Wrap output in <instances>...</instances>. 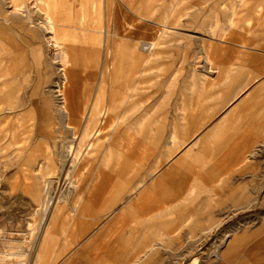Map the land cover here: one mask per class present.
Returning a JSON list of instances; mask_svg holds the SVG:
<instances>
[{"label": "crops", "instance_id": "obj_1", "mask_svg": "<svg viewBox=\"0 0 264 264\" xmlns=\"http://www.w3.org/2000/svg\"><path fill=\"white\" fill-rule=\"evenodd\" d=\"M242 1L243 6L236 5L234 10H156L151 18L143 6L129 9L130 25H124L123 30L132 32L125 46L134 58L126 73L127 85L136 76L135 70L143 66L137 76L139 82L131 86L132 97L142 102L160 79L171 78L173 88L178 83L171 91V102L162 99L155 105L159 113L154 119L157 129L150 138L152 145L141 139L134 152L126 140L122 151L116 152L113 145L108 149L106 166H93L88 151L85 158L90 165L82 167L77 162L73 193L67 199L76 213H63L64 204L59 200L58 214L52 209L38 234L28 232L26 238L0 236V264H165V242L173 244L181 235L195 238L197 224H203L200 233L210 230L222 208L264 207L259 193L244 202L245 183L237 178L250 172L252 176L260 174L254 153L264 142V0ZM33 2L0 0V78L5 77L4 63L28 61L30 48L42 47L47 36L52 48L56 37L52 27L58 23L46 16L41 28L34 27L35 15L53 12L35 10ZM69 12L84 14L78 10L55 13L65 16ZM106 13L112 15L115 10ZM213 14L217 16L214 22ZM197 15L202 17L197 19ZM214 23L215 36L211 34ZM149 27H155L151 29L156 42L154 54L147 57L142 48L149 44ZM169 30L171 39L165 40ZM68 35L64 38L67 43L61 42L64 50L60 52L74 56L79 53L77 44L68 42ZM181 80H188L186 86ZM125 97V93H114L106 106L95 102L92 114L112 113ZM87 106L78 108L74 103L69 109L63 107L67 123L72 121L78 127L84 114L71 120L74 110L85 112ZM145 121L140 120L141 124ZM49 143L45 137H38L32 150L43 148L45 155L51 149ZM43 159L12 155L0 166V211L35 205L41 198L43 174L37 172L36 164ZM78 175L82 177L78 179ZM255 184L251 186L253 192L260 189L259 183ZM1 212L3 229L5 222L18 223L23 217ZM3 229L0 235H8ZM262 231L264 222L251 232L231 236L221 260H232L238 254V240L247 233ZM4 240L13 241L15 246L5 247ZM250 249L246 248L248 254L240 264H256ZM259 251L264 255V248ZM9 254L13 256L11 262L2 258ZM260 261L264 264V257Z\"/></svg>", "mask_w": 264, "mask_h": 264}, {"label": "rangeland", "instance_id": "obj_2", "mask_svg": "<svg viewBox=\"0 0 264 264\" xmlns=\"http://www.w3.org/2000/svg\"><path fill=\"white\" fill-rule=\"evenodd\" d=\"M236 5L243 6V1L35 0L31 4L35 10H52L53 13L35 15L32 25L41 28L44 17H52L53 23L56 21L58 23L57 26L53 24L52 27L56 37H53L52 48L49 45L48 36L44 39L42 47H31L28 61H18L9 65L4 63L5 77L0 78V166L12 155L16 158L25 157L26 160H34L42 156L43 162H37L36 170L37 172L40 170L43 174L41 179L43 181L40 182L43 188L40 192L41 198L35 205H18L1 210L23 217L18 223L5 222V229H0L8 235L0 236L7 238L19 235L26 238L28 232L38 234L42 230L43 222L45 224L47 216L51 215L52 209L59 200H62L64 204L63 213L74 215L76 207L70 206L67 199L73 193V183H75L73 172L78 165L77 162L80 161L82 167H89L90 164L88 166L85 164L87 161L90 163L89 159H91L93 166H106L109 147L116 145V152L122 151L125 140L127 145L132 146L133 152L139 148L141 139H147L148 145H152L150 138L155 137L154 131L157 129L154 119L159 113L155 110V105L162 99L164 102H171V91L174 88V90L177 89L178 83L174 84L173 88L171 78L160 79L158 86L153 85L148 89L142 102L132 97L131 86L139 82L140 78L137 76L143 66L135 70L136 76L131 79V85H127L126 73L130 71L131 60L134 58V53L125 46L132 32L127 33L123 30L124 25H130L129 9L140 10L143 6L142 8L148 10V17L151 18L152 12L156 10H186L187 8L205 10L209 7L211 10H227L226 8L234 10ZM59 10L73 12L78 10L84 14L69 12L64 16L55 13ZM90 10H97V13H85ZM108 10H115V14L108 15L106 13ZM199 17L202 16L197 15V19ZM212 17L214 22L217 16L213 14ZM216 26L214 23L211 31L213 36L216 34ZM151 28L155 27H149L147 32L149 44L142 48L147 57L154 54L156 42L152 39L155 32ZM66 34L70 36L68 42L71 40L77 44L79 53L74 56L69 54L64 56L63 52H60L64 50L63 44L67 43L64 39ZM166 34L165 40L171 39V31H167ZM59 36H62V39L61 37L59 39ZM67 48L70 50L69 44ZM115 54L122 55L118 59ZM184 65L189 67L194 64ZM181 81L186 86L188 80ZM114 93L118 96L125 93L126 97L118 102L112 113L98 114L99 112L96 111L93 115L92 108L95 102L104 103L106 106ZM74 103L78 108L88 105L78 127L72 121L67 123V116L63 110V107L71 108ZM67 112L68 115L71 114L70 111ZM80 113L81 109L74 110L71 120L80 118ZM143 119L147 121L141 124L140 120ZM38 137H45L46 140L51 141L49 143L51 149L48 148L45 155L42 147L36 151L32 150L34 146L32 143ZM70 146L72 149L68 153L67 149ZM90 150L91 158L87 160L85 157ZM254 157L260 163V174L252 176L250 172L239 175L237 178H243L245 183L244 202L248 199L250 201L252 197H258L259 193V200L264 203V142L255 150ZM250 160L251 158H248L249 166H251ZM248 170L250 171L251 168L246 169ZM77 177L80 179L82 176ZM255 183H259L260 189L253 192L251 186L256 185ZM48 192L55 197V205L50 207L49 215L46 216V220H43L39 215V206L48 196ZM232 194L234 195L235 192L233 191ZM190 208L193 210V206ZM231 211V206L218 211L217 221L211 224L208 231L203 230L200 233L199 226L203 224H197L195 238L181 235L173 244L165 242L163 248L169 252L164 255L165 264H240L248 254L246 248H251L250 257L259 264L261 257H264L259 251L264 248V238H260L264 235L263 231L261 232L263 234L256 235L247 233L246 238L238 240L241 247L238 254H234L232 260L225 262L221 260L220 254L224 252L231 236H236L238 232H251L259 223L264 222L262 206H244L232 213ZM3 242L5 247L15 246L13 241L4 240ZM23 243L27 244L26 239ZM171 250L174 253H170ZM2 258L11 262L13 256L9 254Z\"/></svg>", "mask_w": 264, "mask_h": 264}, {"label": "bare ground", "instance_id": "obj_3", "mask_svg": "<svg viewBox=\"0 0 264 264\" xmlns=\"http://www.w3.org/2000/svg\"><path fill=\"white\" fill-rule=\"evenodd\" d=\"M104 31V30H103ZM67 77V76H66ZM66 79V78H65ZM97 103H99V102H97ZM98 105V104H97ZM84 114V112H81L80 113V115L82 116ZM74 129H75V127H74ZM88 135H90L89 133H87ZM87 135V136H88ZM71 149H72V147L70 146V147H68V149H67V152L69 153V152H71ZM90 163L87 161V164H85L86 166H88ZM49 169V168H48ZM54 196H53V194L51 193V192H48V196L45 198V199H43L42 200V202H41V205L39 206V209H40V214L39 215H41V217H42V219L44 220L45 218H46V216L47 215H49L48 213H49V211H50V207L52 206V205H55V203H54ZM58 211H59V205H58V203L54 206V208H53V214L54 215H57L58 214Z\"/></svg>", "mask_w": 264, "mask_h": 264}]
</instances>
